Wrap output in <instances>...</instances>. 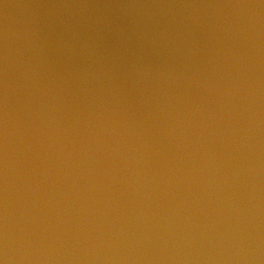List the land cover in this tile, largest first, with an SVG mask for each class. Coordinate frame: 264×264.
Instances as JSON below:
<instances>
[{"label":"water","instance_id":"water-1","mask_svg":"<svg viewBox=\"0 0 264 264\" xmlns=\"http://www.w3.org/2000/svg\"><path fill=\"white\" fill-rule=\"evenodd\" d=\"M264 125V0H0V182Z\"/></svg>","mask_w":264,"mask_h":264}]
</instances>
